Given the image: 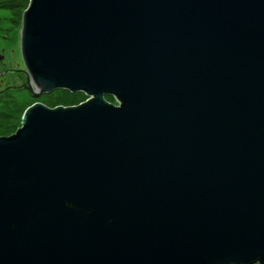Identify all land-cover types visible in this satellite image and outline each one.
<instances>
[{
  "label": "water",
  "instance_id": "1",
  "mask_svg": "<svg viewBox=\"0 0 264 264\" xmlns=\"http://www.w3.org/2000/svg\"><path fill=\"white\" fill-rule=\"evenodd\" d=\"M28 107L0 137V264H264V0H30Z\"/></svg>",
  "mask_w": 264,
  "mask_h": 264
},
{
  "label": "rangeland",
  "instance_id": "2",
  "mask_svg": "<svg viewBox=\"0 0 264 264\" xmlns=\"http://www.w3.org/2000/svg\"><path fill=\"white\" fill-rule=\"evenodd\" d=\"M25 1L0 0V137L14 134L22 126L26 109L37 102L55 107L77 105L88 99L83 92L65 89L34 96L23 87L25 66L20 32Z\"/></svg>",
  "mask_w": 264,
  "mask_h": 264
},
{
  "label": "trees",
  "instance_id": "3",
  "mask_svg": "<svg viewBox=\"0 0 264 264\" xmlns=\"http://www.w3.org/2000/svg\"><path fill=\"white\" fill-rule=\"evenodd\" d=\"M26 1H27V6H28L30 0H26ZM26 1H25V2H26Z\"/></svg>",
  "mask_w": 264,
  "mask_h": 264
}]
</instances>
